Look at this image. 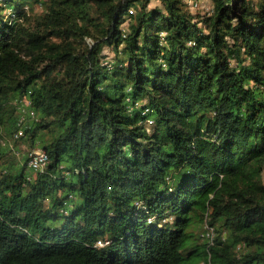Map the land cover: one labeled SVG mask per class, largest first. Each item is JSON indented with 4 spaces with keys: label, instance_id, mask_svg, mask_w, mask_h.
<instances>
[{
    "label": "trees",
    "instance_id": "1",
    "mask_svg": "<svg viewBox=\"0 0 264 264\" xmlns=\"http://www.w3.org/2000/svg\"><path fill=\"white\" fill-rule=\"evenodd\" d=\"M157 1L0 0V264H264V0Z\"/></svg>",
    "mask_w": 264,
    "mask_h": 264
},
{
    "label": "rangeland",
    "instance_id": "2",
    "mask_svg": "<svg viewBox=\"0 0 264 264\" xmlns=\"http://www.w3.org/2000/svg\"><path fill=\"white\" fill-rule=\"evenodd\" d=\"M192 1V0H190ZM153 3H158L157 0H153ZM200 11L206 12L210 9V3L209 0H198V5H194L192 8L194 11H198L197 8ZM37 10H41V7L38 5L37 6ZM105 53L108 54L109 58H113L114 54L116 53V51L108 46L105 47L104 49ZM14 141H11V143H13ZM14 146V150H10L7 158L13 157L14 155H16L18 158L22 157L23 155H28V152L33 150L30 145V140H28L27 137L18 140L15 142ZM198 264H203V263H198Z\"/></svg>",
    "mask_w": 264,
    "mask_h": 264
},
{
    "label": "built area",
    "instance_id": "3",
    "mask_svg": "<svg viewBox=\"0 0 264 264\" xmlns=\"http://www.w3.org/2000/svg\"><path fill=\"white\" fill-rule=\"evenodd\" d=\"M20 132H22L21 129ZM46 160H47V154L44 151H36L30 162L33 163L35 166H38L40 164H44Z\"/></svg>",
    "mask_w": 264,
    "mask_h": 264
},
{
    "label": "clouds",
    "instance_id": "4",
    "mask_svg": "<svg viewBox=\"0 0 264 264\" xmlns=\"http://www.w3.org/2000/svg\"><path fill=\"white\" fill-rule=\"evenodd\" d=\"M208 264H210V262Z\"/></svg>",
    "mask_w": 264,
    "mask_h": 264
}]
</instances>
